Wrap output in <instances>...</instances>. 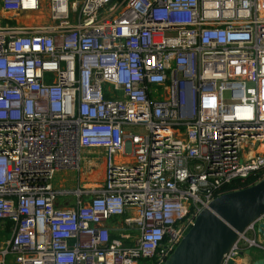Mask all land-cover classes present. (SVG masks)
Here are the masks:
<instances>
[{
    "label": "built area",
    "instance_id": "built-area-1",
    "mask_svg": "<svg viewBox=\"0 0 264 264\" xmlns=\"http://www.w3.org/2000/svg\"><path fill=\"white\" fill-rule=\"evenodd\" d=\"M0 13L27 17L0 25V264H164L225 186L264 177V0H0ZM93 148L103 181L55 188ZM261 223L222 264L262 247L246 236Z\"/></svg>",
    "mask_w": 264,
    "mask_h": 264
},
{
    "label": "water",
    "instance_id": "water-1",
    "mask_svg": "<svg viewBox=\"0 0 264 264\" xmlns=\"http://www.w3.org/2000/svg\"><path fill=\"white\" fill-rule=\"evenodd\" d=\"M263 213L264 178L246 188L219 195L198 215L164 264H222L239 236ZM257 230L263 237V245L249 248V264H264V224H259ZM229 264H234V260Z\"/></svg>",
    "mask_w": 264,
    "mask_h": 264
},
{
    "label": "crops",
    "instance_id": "crops-1",
    "mask_svg": "<svg viewBox=\"0 0 264 264\" xmlns=\"http://www.w3.org/2000/svg\"><path fill=\"white\" fill-rule=\"evenodd\" d=\"M104 168H105V156H104V151L102 149L93 148V149H88L84 152V161H83L82 169L85 171L86 181L91 182L100 179V177L104 173ZM108 226H110V228H114L117 225L115 226L114 223L112 222V223H108ZM119 228L116 230V232H114L115 236H117L122 231V229ZM246 236L249 237L250 239H254L258 244L263 245V237L260 233H258L257 228L255 231L252 230L247 231ZM251 247L252 245H250L249 243L243 242L241 247V253L234 260V264H249L250 257L247 255V251ZM253 248H255V246Z\"/></svg>",
    "mask_w": 264,
    "mask_h": 264
},
{
    "label": "rangeland",
    "instance_id": "rangeland-1",
    "mask_svg": "<svg viewBox=\"0 0 264 264\" xmlns=\"http://www.w3.org/2000/svg\"><path fill=\"white\" fill-rule=\"evenodd\" d=\"M44 12H46V9H43ZM34 16V15H32ZM7 17H5L4 15H2L0 13V25H5V24H12V23H22L26 20V16L24 17H19L17 18V21L15 19H6ZM27 21V20H26ZM141 129L137 128L136 131H140ZM98 159V158H97ZM83 165V162H81V166ZM105 170L106 167L104 168V173L103 175L100 177V179H97L95 181H103L104 176H105ZM86 174L85 171L82 169L81 171L78 170H74V171H61V172H57L54 175V178L51 180L52 184L54 185L55 188H66V189H74L77 188L79 180L82 182H85L86 180ZM117 217H113L112 219H115ZM7 225V223H5V226ZM5 226H1L0 225V246L5 243L6 241H8V239L11 236V231L9 229H7ZM11 257H8V260ZM7 264H10V262L7 261Z\"/></svg>",
    "mask_w": 264,
    "mask_h": 264
},
{
    "label": "trees",
    "instance_id": "trees-1",
    "mask_svg": "<svg viewBox=\"0 0 264 264\" xmlns=\"http://www.w3.org/2000/svg\"><path fill=\"white\" fill-rule=\"evenodd\" d=\"M260 177L261 176L249 177V178L244 179V180H242V179L235 180L232 183L225 186L223 192L226 193V192H230V191H234V190H240V189L246 188L248 186H251V185L257 183L258 181H260L261 180ZM6 228L9 229V223L7 224Z\"/></svg>",
    "mask_w": 264,
    "mask_h": 264
}]
</instances>
